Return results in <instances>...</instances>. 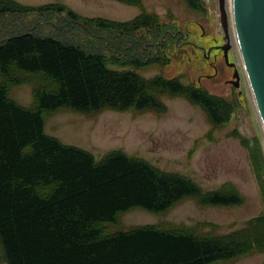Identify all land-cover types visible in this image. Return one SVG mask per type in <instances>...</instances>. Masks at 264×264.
<instances>
[{
	"label": "trees",
	"instance_id": "1",
	"mask_svg": "<svg viewBox=\"0 0 264 264\" xmlns=\"http://www.w3.org/2000/svg\"><path fill=\"white\" fill-rule=\"evenodd\" d=\"M120 1L142 5V0ZM50 7L78 18L63 2L40 9ZM29 10L17 0H0V14ZM89 20L91 28L119 29L124 36L115 40L121 45L133 36L132 67L112 68L100 52L34 31L0 41V242L6 264H214L264 254V211L226 233L216 225L197 233L154 225L108 230L120 213L134 207L163 211L189 196L211 205L241 201L231 186L203 190L186 174L120 150L97 158L49 135L45 115L62 107L82 113L163 112L162 97L170 94L201 106L213 122L230 114L233 104L180 77L139 73L143 65L171 61L168 55L151 56L176 38L157 14L142 11L124 22ZM25 76L36 80L32 107L9 94Z\"/></svg>",
	"mask_w": 264,
	"mask_h": 264
},
{
	"label": "rangeland",
	"instance_id": "2",
	"mask_svg": "<svg viewBox=\"0 0 264 264\" xmlns=\"http://www.w3.org/2000/svg\"><path fill=\"white\" fill-rule=\"evenodd\" d=\"M17 1L31 10L0 14V41L13 34L34 31L42 36L80 44L89 52H100L107 57L112 68L132 67L128 49L133 47V36L128 35L130 43L121 45L119 40L124 35H119V29L107 26L91 28L89 19L124 22L142 11L157 14L160 21L169 25L173 32L177 31L178 35L180 32L189 33L188 40L196 45L190 42L178 45L176 35L161 52L157 53L155 48L151 51V56H170V63L143 65L139 73L145 78L178 76L185 83L201 86L233 104L230 114L213 122L201 106L184 96L170 94L162 97L166 105L163 112L103 109L82 113L62 107L45 115V131L49 135L86 149L97 158L120 150L162 170L186 174L203 190L231 186L239 193L241 202L233 205L205 204L197 197L189 196L163 211L134 207L109 223V231L154 225L197 233L206 232L216 225L215 229L226 233L264 211V130L230 30L232 49L229 59L239 68V86L232 84L235 68L226 63L223 51L218 52L215 61L217 74L211 65L215 51L211 57L208 56L210 46L226 43L218 0H193V4L189 0H142L140 6L120 0ZM61 2L73 9L78 18H71L56 7L40 9L41 6ZM145 32L141 31L142 37ZM35 84V78L25 76L10 87L9 94L22 105L32 107ZM3 253L0 242V264H6ZM263 261L264 254L257 252L214 264H262Z\"/></svg>",
	"mask_w": 264,
	"mask_h": 264
},
{
	"label": "water",
	"instance_id": "3",
	"mask_svg": "<svg viewBox=\"0 0 264 264\" xmlns=\"http://www.w3.org/2000/svg\"><path fill=\"white\" fill-rule=\"evenodd\" d=\"M219 7L226 39H229V20L232 23L245 75L264 129V0H219ZM231 47L230 40L223 45L227 62ZM234 77L239 79L237 69ZM235 86H239L236 81Z\"/></svg>",
	"mask_w": 264,
	"mask_h": 264
},
{
	"label": "flooded vegetation",
	"instance_id": "4",
	"mask_svg": "<svg viewBox=\"0 0 264 264\" xmlns=\"http://www.w3.org/2000/svg\"><path fill=\"white\" fill-rule=\"evenodd\" d=\"M176 34L177 33H174L173 35H176ZM188 37H189V33H183V32H181V34L177 38V42L180 41L178 45L185 44V43H189V42L192 43L193 45H196L195 42L188 41V39H187ZM181 41H182V43H181ZM221 45L222 44H218L217 43V44H214V45L210 46L209 53H208V56L211 57L212 54H213L212 52L215 51L214 52V55H213V61H211V65L215 67L216 74L218 72V69L216 67L215 61L218 59V54H219L218 52L219 51H223V49L221 48Z\"/></svg>",
	"mask_w": 264,
	"mask_h": 264
},
{
	"label": "bare ground",
	"instance_id": "5",
	"mask_svg": "<svg viewBox=\"0 0 264 264\" xmlns=\"http://www.w3.org/2000/svg\"><path fill=\"white\" fill-rule=\"evenodd\" d=\"M229 13H230V12H229ZM229 30H230V32H231L232 39L235 38L234 41H236V36H235V32H234V29H233L232 25L230 26ZM249 87H250V85H249ZM260 121H261V119H260ZM261 124H262V123H261ZM262 128H263V126H262ZM263 130H264V129H263Z\"/></svg>",
	"mask_w": 264,
	"mask_h": 264
}]
</instances>
